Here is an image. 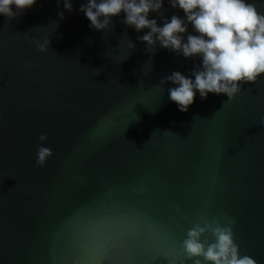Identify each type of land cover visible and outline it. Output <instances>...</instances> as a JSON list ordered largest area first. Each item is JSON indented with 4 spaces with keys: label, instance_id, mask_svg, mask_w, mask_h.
Here are the masks:
<instances>
[{
    "label": "water",
    "instance_id": "obj_1",
    "mask_svg": "<svg viewBox=\"0 0 264 264\" xmlns=\"http://www.w3.org/2000/svg\"><path fill=\"white\" fill-rule=\"evenodd\" d=\"M83 3L0 16V264H192L181 244L201 220L234 221L241 255L264 264V76L230 101L197 92L182 113L159 82L194 80L202 58L146 52L123 12L98 32ZM161 11L158 26L184 18Z\"/></svg>",
    "mask_w": 264,
    "mask_h": 264
},
{
    "label": "clouds",
    "instance_id": "obj_2",
    "mask_svg": "<svg viewBox=\"0 0 264 264\" xmlns=\"http://www.w3.org/2000/svg\"><path fill=\"white\" fill-rule=\"evenodd\" d=\"M37 0H0V16L8 20L19 18ZM64 9L72 11V0H56ZM165 0H86L79 9L90 22V27L98 32H107L111 20L121 12L125 14L122 23L136 32L147 29V33L137 39L147 45L148 53H153L156 45L185 59L201 57L202 64L194 65L191 77L178 71L161 79L175 85L168 89L169 100L186 113L194 103L196 93L205 100L209 93L227 96L230 101L241 92L242 85L253 84L264 76V3L255 0H168L171 8H179L184 18L172 15L158 26L156 19H149V13L163 17L161 11ZM13 7L15 11H13ZM58 16L64 19L63 12ZM191 25L196 34H185ZM126 37V34H125ZM31 43L45 53L50 40L43 43L33 38ZM129 50L135 44L128 40ZM151 61V59H150ZM152 63V61H151ZM30 65L25 64V67ZM102 69H96L99 75ZM264 126V121H261ZM43 143L47 137L39 136ZM53 156L50 148L40 146L36 150V166L43 167ZM232 223L201 220L187 230L181 244L183 258L192 264H257L249 255H241L236 243ZM183 264V261H181Z\"/></svg>",
    "mask_w": 264,
    "mask_h": 264
}]
</instances>
